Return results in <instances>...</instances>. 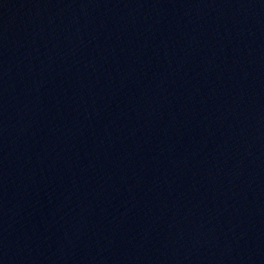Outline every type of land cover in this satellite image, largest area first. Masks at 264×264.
Masks as SVG:
<instances>
[{
	"label": "water",
	"instance_id": "1",
	"mask_svg": "<svg viewBox=\"0 0 264 264\" xmlns=\"http://www.w3.org/2000/svg\"><path fill=\"white\" fill-rule=\"evenodd\" d=\"M0 264H264V0H0Z\"/></svg>",
	"mask_w": 264,
	"mask_h": 264
}]
</instances>
